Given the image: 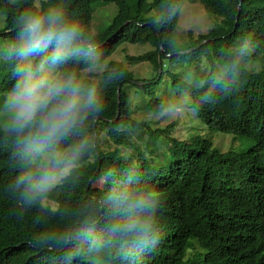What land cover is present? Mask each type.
Segmentation results:
<instances>
[{"label":"trees","instance_id":"trees-1","mask_svg":"<svg viewBox=\"0 0 264 264\" xmlns=\"http://www.w3.org/2000/svg\"><path fill=\"white\" fill-rule=\"evenodd\" d=\"M96 1H111L118 8L101 32H94L91 23ZM196 1L218 20L206 32L189 29L186 42L179 45L181 9ZM57 4L94 39L99 63L122 43H150L154 48L129 59L149 61L154 73L145 76L112 59L97 81L83 74L89 67L83 62L66 66L100 84L103 108L89 117L78 136L65 142L66 147L89 139L79 166L32 204L24 203L14 190L22 162L15 135L0 125V264H264V0H138L135 9L128 0H0V44L14 38L17 19L26 9L47 10ZM157 6L160 18L141 17ZM244 40L251 41L252 49L224 89L216 80L225 73L232 80L228 69ZM203 57L211 63L208 73L200 70ZM218 61L227 64L224 72L217 71ZM253 61L261 62V67H249ZM187 63L198 70L199 84L167 68ZM0 67L8 69L0 80V94L5 97L15 83L14 63L1 62ZM168 86L189 94L198 117L211 131L251 137L253 145L241 152L223 151L210 136L177 138L169 127L152 128L137 120L131 89L139 98L141 94L147 108L159 111L169 104L168 95L162 94ZM209 93L213 102L199 103ZM164 144L172 149L160 159ZM125 184L166 193L157 209L166 228L155 249L121 250L117 245L95 252L86 243L58 239L89 217L102 231L109 211L107 197Z\"/></svg>","mask_w":264,"mask_h":264},{"label":"clouds","instance_id":"clouds-1","mask_svg":"<svg viewBox=\"0 0 264 264\" xmlns=\"http://www.w3.org/2000/svg\"><path fill=\"white\" fill-rule=\"evenodd\" d=\"M251 49V41L244 40L228 69L232 80L226 79L225 73L216 84L227 89L239 72L241 59ZM99 57L100 49L94 39L79 20L67 15L62 4L47 10L26 9L17 19L14 38L0 44V62L14 63L15 83L3 100L0 116L6 118L5 130L16 137L23 171L13 187L24 203L36 202L66 179L89 149L87 137L64 145L69 137L83 131L90 116L102 110V88L99 83L84 79L77 69L66 66L79 61L91 71L98 66ZM212 102L211 93L199 101ZM131 180L129 177V183ZM165 198V191L157 187L136 190L128 184L119 186L107 197L109 211L102 231L96 230V220L89 217L58 239L86 243L95 252L117 245L121 250L155 249L166 228L157 215Z\"/></svg>","mask_w":264,"mask_h":264},{"label":"rangeland","instance_id":"rangeland-1","mask_svg":"<svg viewBox=\"0 0 264 264\" xmlns=\"http://www.w3.org/2000/svg\"><path fill=\"white\" fill-rule=\"evenodd\" d=\"M12 2H17L19 0H11ZM131 6L135 9L138 5V0H128ZM152 1V0H147ZM94 12L93 19L91 21L94 32L103 31L110 23L112 18L115 16L118 8L114 2H104L96 1L93 4ZM156 15L160 18L161 7L157 6L151 10L145 11L141 14L142 18L150 17ZM216 16L208 12L200 1L196 2H186L181 9L180 18L178 23L179 36L177 44H184L188 38L187 31L189 29L195 30V32L201 33L206 32L211 28L216 22ZM218 20V19H217ZM154 48L150 43H122L116 51L104 59L98 64L97 67L93 68L91 71L88 68L83 70V74L88 77L95 78L97 81L100 80L101 73L108 67L109 61L112 59L123 61L134 70L139 73L150 76L154 73V67L149 61H133L129 59L130 55H139L150 49ZM135 62V63H130ZM209 60L203 57V61L200 63L201 72L208 73L212 68ZM1 65V62H0ZM249 67L259 69L261 67V62L253 61L249 63ZM167 68L170 70H175L187 81L193 84H199L198 79L199 72L194 68V64H178L177 66L169 65ZM227 69V64L222 61H218L217 71L224 72ZM8 71L7 68L0 67V80L2 75ZM170 79V77H168ZM167 92H163L158 88V92L168 95V106L164 110H151L147 108L144 98L141 99V94L139 98V93L134 89H131L132 104L134 108V117L137 120L145 121L148 126L152 128H167L171 129V134L177 138H188L190 135L203 134L205 136H210L212 138L215 146L221 148L223 151L234 150V151H244L253 145L254 139L246 136H239L235 138L234 133L223 132V131H211L207 126L205 121H202L195 108L192 106V98L189 94L180 88H172L168 86L166 88ZM7 96L3 97L0 94V102ZM0 125L5 128L6 118L0 116ZM148 128V127H147ZM145 138L147 134L144 132ZM166 139L165 136H162ZM161 141V139H160ZM138 143H143V140L137 139ZM125 148V147H124ZM172 147L170 144L161 146L158 156L162 159L164 153L171 151ZM170 153V152H169ZM168 153V154H169ZM170 155V154H169ZM167 155V156H169Z\"/></svg>","mask_w":264,"mask_h":264},{"label":"water","instance_id":"water-1","mask_svg":"<svg viewBox=\"0 0 264 264\" xmlns=\"http://www.w3.org/2000/svg\"><path fill=\"white\" fill-rule=\"evenodd\" d=\"M163 52H165L164 48L162 49ZM119 97H120V88H119Z\"/></svg>","mask_w":264,"mask_h":264}]
</instances>
